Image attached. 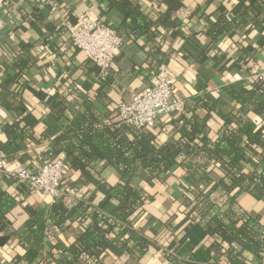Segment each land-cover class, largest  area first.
Returning a JSON list of instances; mask_svg holds the SVG:
<instances>
[{
	"label": "trees",
	"instance_id": "trees-1",
	"mask_svg": "<svg viewBox=\"0 0 264 264\" xmlns=\"http://www.w3.org/2000/svg\"><path fill=\"white\" fill-rule=\"evenodd\" d=\"M238 1L234 19L220 14L207 29L206 34L213 42L248 24L249 16L251 24H264V0L250 4ZM213 2L216 0L205 1L201 15ZM108 8L121 18L116 28L120 36L133 39L147 36L155 42L151 85L165 58L161 35L172 29L177 31L175 19L170 11L153 18L140 11L132 0H109ZM184 37L191 44L192 39ZM37 60L26 48L12 59V79L19 82V87L9 91L4 103L11 102L16 120L4 127L7 139L0 141V157L15 163L29 143L39 145L49 141L58 150V156H65L68 171L61 182L63 194L50 205H25L27 219L14 233L24 253L17 256L14 264H105L103 254L112 247L132 260L141 259L155 247L172 264H264V218L243 211L238 205L243 193L264 203V127L256 126L254 119L241 110L246 107L264 121V80L256 78L251 86L239 81L225 87L226 93L240 105L227 113L221 112L198 84L197 94L184 98L183 110L166 116L176 133L163 141L158 126L135 129L109 122L89 95L74 85L50 94L46 99L48 112L40 119L32 116L29 122L27 118L32 114L23 99L22 76ZM114 70L111 66L105 75L87 70L75 79L84 75L97 85V98L103 100L115 85ZM72 93L76 95L73 99ZM200 108L207 111L203 117L199 115ZM213 111L223 120L214 135L209 124ZM67 115L70 119L66 123L63 118ZM38 122L46 127L40 138L34 131ZM54 155L38 153L41 159H52ZM175 166L183 170L184 180L180 184L183 191L178 208L180 218L173 230L178 233L198 224L206 234L188 258L161 249L145 235L141 221L147 204L155 196L133 183L138 175L150 186L160 184L169 188L167 179ZM103 169L115 170L119 181L107 182L101 174ZM72 172H79L81 178L72 182L69 175ZM9 181L16 182L12 178ZM86 181L99 193L115 199L116 207L108 210L98 205L95 193L88 198L70 195L69 189H81ZM17 203L15 197L0 188V220L7 219ZM178 213H173L174 219ZM77 222L82 230L73 242L59 238L58 232ZM52 238L54 245L46 252L45 244Z\"/></svg>",
	"mask_w": 264,
	"mask_h": 264
},
{
	"label": "crops",
	"instance_id": "crops-1",
	"mask_svg": "<svg viewBox=\"0 0 264 264\" xmlns=\"http://www.w3.org/2000/svg\"><path fill=\"white\" fill-rule=\"evenodd\" d=\"M205 1L132 0L140 11L153 18L170 11L177 23V31L172 29L161 35L164 36L162 50L165 55L162 63L169 67L176 94L189 98L197 94V85L200 84L201 89L205 88L217 108L227 113L240 105L226 93L225 87L239 81L251 86L256 79L253 75L264 68V24H251L253 21L249 16L248 24L232 29L213 42L206 34L207 29L220 14H225L230 20L234 19L239 1L216 0L205 8L204 15H201ZM253 1L246 0V3ZM108 5L109 0H59L57 14L49 6L41 5L38 0H0V141L7 139L4 127L16 120V112L10 108L11 102L4 101L9 91L19 87V82L12 79V59L22 48H26L32 57L38 59L36 65L22 76V81L25 82L23 99L32 114L27 118L29 122L33 117L40 119L48 112L46 99L50 94L58 89L69 90L70 86L74 85L89 95L93 105L109 122L117 123L118 103L130 100L135 92L149 85L150 66L155 62V42L147 36L138 39L123 37L124 43L117 51L112 65L115 69V85L109 90L107 98L98 99L97 85L90 83L84 75L80 80L75 79L87 70L99 74V68L85 52L72 46L63 18L75 22L78 15L87 13L90 18L116 29L121 24V18L114 9H109ZM184 35L192 39L191 44H187ZM71 95L72 99L76 97L74 93ZM241 110L254 119L256 126L264 127V121L248 108L242 107ZM198 112L202 117L207 113L203 108ZM69 119L70 116L67 115L63 121L67 123ZM222 123V118L213 111L209 122L212 135ZM45 128L41 122L34 124L37 138H40ZM157 128L163 141L176 133L173 126L167 123L166 116L160 119ZM42 151L52 155L59 153L49 141L39 145L32 142L28 144L26 151L18 155L17 161L11 164L32 166L39 162L38 153ZM101 174L110 184L119 181L115 170L103 169ZM183 174V170L175 166L173 174L167 179L169 188L160 184L150 186L138 175L133 178V183L142 187L147 194L155 196V199L147 204L146 215L141 221L145 235L154 240L161 249L181 258H188L194 248L205 240L206 234L198 224H192L178 233L173 230L175 222L180 218L178 208L183 199L180 185L184 180ZM69 175L72 182L81 178L79 172ZM9 180V177L0 175V188L15 197L18 203L7 215V219L0 220V264H14L17 256L24 253V248L14 233L27 219L25 205L47 207L52 203L49 196ZM69 190L71 196L85 198L95 193L96 203L108 210H113L117 205L115 199L99 193L88 181L81 189ZM238 202L243 211L264 218L262 201L243 193ZM173 213H178L175 219ZM81 230V224L77 222L67 230L58 232V236L64 242L71 243ZM54 242L53 238L46 242V252ZM52 252L56 253L54 249ZM103 258L105 264H172L155 247H151L148 253L138 260L120 255L116 247L106 250Z\"/></svg>",
	"mask_w": 264,
	"mask_h": 264
},
{
	"label": "built area",
	"instance_id": "built-area-1",
	"mask_svg": "<svg viewBox=\"0 0 264 264\" xmlns=\"http://www.w3.org/2000/svg\"><path fill=\"white\" fill-rule=\"evenodd\" d=\"M38 1L58 14L59 0ZM63 22L72 46L85 52L99 68V75H105L124 43L123 37L113 27L90 18L87 13L78 15L75 22L68 18H63ZM253 77L264 80V68ZM184 107L185 99L176 94L169 67L162 63L151 85L135 92L130 100L118 103L117 123L135 129L156 128L162 117L180 112ZM54 156L52 159L40 158L32 166L11 164L0 157V175L12 178L54 201L64 192L61 182L68 171L65 156Z\"/></svg>",
	"mask_w": 264,
	"mask_h": 264
}]
</instances>
